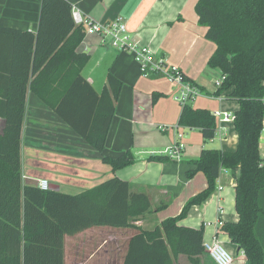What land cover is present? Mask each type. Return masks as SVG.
<instances>
[{"label": "trees", "instance_id": "obj_1", "mask_svg": "<svg viewBox=\"0 0 264 264\" xmlns=\"http://www.w3.org/2000/svg\"><path fill=\"white\" fill-rule=\"evenodd\" d=\"M71 10L67 0H41L35 33L0 26V35L9 34L16 49L6 87L0 90V117L4 119L0 264H63L65 235L94 225L129 227L151 209L147 193L133 191L127 180L115 176L77 193L42 190L36 180H22L20 135L28 87L97 151L104 149L113 119L122 83L108 74L107 85L97 92L83 76L89 55L77 50L84 30L74 23ZM195 12L199 24L207 28L205 36L216 46L208 65L224 77L213 94L223 93L238 105L232 121L237 144L233 150L202 148L196 159L189 160L192 167L187 177L202 172L206 187L178 215L134 235L125 264L136 253L142 264H171L169 248L174 256L184 254L193 264H206L201 260L203 226L191 228L179 221L214 190L222 169L229 170L235 180L237 214V220L224 222L222 230L248 264H264V158L259 153L264 118V0H197ZM177 123L198 129L203 139L214 137L216 119L206 108L182 105ZM102 160L116 170L133 164L135 156L125 149ZM149 160L167 161V157Z\"/></svg>", "mask_w": 264, "mask_h": 264}, {"label": "crops", "instance_id": "obj_2", "mask_svg": "<svg viewBox=\"0 0 264 264\" xmlns=\"http://www.w3.org/2000/svg\"><path fill=\"white\" fill-rule=\"evenodd\" d=\"M67 1L79 10L85 23H104L118 15L124 16L131 40L150 47L155 57L178 66L188 80L202 89L190 102L194 107L232 113L237 108L235 100L223 93L220 98L213 94V80L221 73L208 65L216 46L205 36L207 28L198 22L197 0ZM40 5L41 0H0V26L35 33ZM8 35H0V90L6 87L5 78L16 50ZM77 50L89 55L82 74L97 92L107 85L108 74L122 83L104 149L97 151L90 146L28 87L20 135L21 177L23 182L45 178L50 185H57L59 191L66 186L77 191L63 192L77 193L115 176L127 180L133 191L147 193L151 209L132 226L94 225L64 236L63 264H125L134 235L141 229L152 230L163 219L178 215L182 206L206 187L202 172L187 177L186 171L192 167L189 160L196 159L202 148L212 147H207L197 129L186 127V132L179 131L181 105L177 106L173 99L178 88L165 77H142L131 53L105 45L95 34L84 35ZM90 61L92 66L87 71ZM198 99L204 105L197 104ZM3 127L4 119L0 117V133ZM178 133L182 134V144L184 140L180 160H149L163 155L162 150L175 141ZM216 141L219 144L213 148L233 150L236 147L237 135L232 121L221 123L220 132L215 131L211 138L212 143ZM125 149H130L135 156L131 165L112 170L102 160L104 156L115 157ZM259 153L264 158V129L259 137ZM222 179L225 183L220 182ZM234 184L229 170L222 169L214 190L200 204L192 205L179 224L191 228L202 225L203 241L211 240L217 231L218 218L224 222L237 220ZM172 202H177L178 206L175 213L168 214L165 207ZM219 238L223 246L226 244L236 254L237 264H245L243 252L237 251L226 232L221 230ZM169 255L171 264H193L184 254L174 256L170 248ZM201 260L213 264L205 252ZM141 262L136 253L129 264Z\"/></svg>", "mask_w": 264, "mask_h": 264}, {"label": "built area", "instance_id": "obj_3", "mask_svg": "<svg viewBox=\"0 0 264 264\" xmlns=\"http://www.w3.org/2000/svg\"><path fill=\"white\" fill-rule=\"evenodd\" d=\"M71 13L74 23L83 27L84 35L95 34L105 45L131 53L142 77L151 78L163 76L171 84L177 86L178 89L173 94V99L181 106L192 102L202 93L200 87L188 80L178 66L167 63L163 58L155 57L150 47L131 40L124 16L118 15L113 20L104 23H85L84 18L77 8L72 7ZM223 78L220 75L217 79L213 80L215 90L220 86ZM216 96L220 98L221 94ZM212 114L216 119V133L220 132L222 122H230L234 119V113L232 112L214 110ZM159 128L165 129L166 126H160ZM262 129H264V119ZM181 137L182 134L178 133L175 141L162 150L161 153L171 160H180L183 146ZM36 182L42 190L50 188V183L45 178H38ZM215 223L217 225V231L212 235L211 240L203 241V250L210 257L213 264H234L233 256L223 246L219 238V232L222 230L224 221L218 218Z\"/></svg>", "mask_w": 264, "mask_h": 264}, {"label": "rangeland", "instance_id": "obj_4", "mask_svg": "<svg viewBox=\"0 0 264 264\" xmlns=\"http://www.w3.org/2000/svg\"><path fill=\"white\" fill-rule=\"evenodd\" d=\"M88 67V69H86L87 71H89V69H90V67L92 66V62L90 61L89 63H88V65H87ZM86 70H85V73H86ZM97 74L96 73H94L92 76H96ZM215 79H217V77L215 78ZM96 85H97V83H96ZM197 102V104H199V105H202L203 104V102L202 101H200L199 99L196 101ZM177 103V106H179L180 107V105H179V103L178 102H176ZM204 105V104H203ZM175 125V124H174ZM198 130V129H197ZM179 131L180 132H186L187 131V129H186V127L184 128V127H180L179 126ZM218 138V137H217ZM217 140V139H216ZM203 141H205V143H207V147H217L218 146V144H219V141H216V142H211V139H204ZM183 145H184V140H183ZM177 162H180V161H177ZM220 182H222V183H225V179H222ZM62 191H66V192H76L77 190H76V188H67L66 186L65 187H62V189H61ZM177 206H178V203L177 202H172V203H170L169 205H167L165 208H167L166 209V213H168V214H170V213H175V211H176V208H177ZM162 210H165L164 208H162ZM224 247L231 253V255L233 256V261H234V264H237V262H236V258H237V256H236V254L233 252V251H231L229 248H228V246L226 245V244H224Z\"/></svg>", "mask_w": 264, "mask_h": 264}, {"label": "water", "instance_id": "obj_5", "mask_svg": "<svg viewBox=\"0 0 264 264\" xmlns=\"http://www.w3.org/2000/svg\"><path fill=\"white\" fill-rule=\"evenodd\" d=\"M237 173L239 174V171ZM50 189L57 190L58 187H57V185L52 184V185H50ZM237 251H239V248L238 247H237ZM245 264H248V262L246 261Z\"/></svg>", "mask_w": 264, "mask_h": 264}]
</instances>
